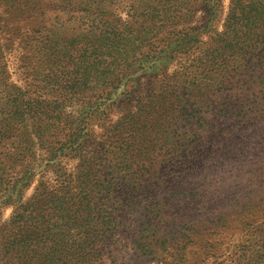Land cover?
I'll return each mask as SVG.
<instances>
[{
  "label": "rangeland",
  "instance_id": "1",
  "mask_svg": "<svg viewBox=\"0 0 264 264\" xmlns=\"http://www.w3.org/2000/svg\"><path fill=\"white\" fill-rule=\"evenodd\" d=\"M40 1L57 12L54 24L45 22L41 26L25 17H14L7 10L8 0H0V140L6 146L1 148L0 144V227L9 220L16 203L30 197L40 181L53 184L56 174H79L83 168L77 156L62 150L51 155L40 152L44 160L34 165L28 156L23 157L26 147L14 148L7 139L16 131L11 122V109L19 96L16 90L22 88L20 81L28 83L23 80L21 47L39 35H58L67 39L61 47H70L71 63L78 65L77 72L89 91L80 96L84 98L78 106L66 109L74 131L70 141L81 145L80 153L90 156L97 150L105 151L109 142L127 136L128 128L139 127L135 124L142 117L138 101L145 97L151 111H156L159 104L166 111L154 115L157 121L144 143L146 150L133 151L127 162L120 157L105 165L104 175L117 185L113 196L116 204L109 194L101 207L105 213L113 208L116 218V233L109 243L113 262L108 259L107 264H177L170 254L173 250L167 247L164 252L162 246L168 238L177 239L183 232H173L169 237L156 232L152 236L144 229L145 218L157 209V197L141 187L147 183L164 187L161 197L173 206L170 214L183 212L181 200L190 187L185 174L177 172V160L165 162L175 158V152L189 142L204 154L202 157L215 158L206 189L210 191L215 183L217 197L202 216L210 218L207 229L214 233L210 239L215 253L231 250L243 234L241 227H236L239 214L253 219L255 226L264 230V39L242 44L229 37L224 47L219 43L217 35L223 30L231 0H207L206 8L197 0H189L187 5L177 0L187 13L165 20L158 26L157 36L153 40L148 36L150 42L142 44V38L136 40L127 30L124 35L116 34L113 25L109 35H98L89 22L79 19L86 15L83 2L94 11L99 0ZM130 5L131 1L120 0L100 6L118 13L127 27L131 25L127 14ZM174 109L179 111L176 119ZM251 109L252 114L240 118L243 111ZM58 130L59 139L67 134L64 128ZM14 161L18 175L10 177L6 186L1 177L8 175ZM195 165L189 169H197ZM29 169L32 177L24 174ZM129 184L133 190L124 189ZM138 239L150 244L157 254H147L145 246L141 252L135 251ZM221 258H210L205 264H216Z\"/></svg>",
  "mask_w": 264,
  "mask_h": 264
},
{
  "label": "trees",
  "instance_id": "2",
  "mask_svg": "<svg viewBox=\"0 0 264 264\" xmlns=\"http://www.w3.org/2000/svg\"><path fill=\"white\" fill-rule=\"evenodd\" d=\"M129 1L131 5L127 14L131 25L127 27L126 21H122L118 13L104 10L105 6L119 3L120 0H99L95 3L94 11L82 5L85 4L83 2L81 7L85 8L83 12L86 15H80L79 19L89 22L93 32L98 35H109L112 27L116 26V34L124 35L127 30V34L135 35L136 40L142 38V44L150 42L148 36L151 40L157 36L158 26L165 20L170 21L174 16L180 18L187 13L181 5L176 4L177 0ZM206 1L197 0L204 8L209 5V1ZM184 2L187 5L190 1L183 0L182 5ZM7 10L13 13L14 17H25L39 22L41 26L45 22L54 24L58 18L57 12L40 0H8ZM70 19L71 17L67 20ZM141 26L143 29L139 28ZM147 26L149 29L146 30ZM162 34L164 32L160 33ZM217 37L223 47L229 37H233L235 43L242 44L264 39V0H231L223 30ZM65 40L67 39L58 35L52 38L39 35V38L34 37L21 47L20 61L25 69L23 80H28V83L26 85L20 81L22 88L16 90L19 94L17 104L11 109L14 116L11 122L16 131L11 132L7 139L14 148L26 147L27 153L23 157L28 156L33 164L37 161L42 163L44 159L39 154L42 151L51 155L62 150L72 153L73 157L77 156L83 168L81 167L79 174L66 171L56 174L53 184L40 181L33 188L30 197L16 203L11 217L0 227V264H15L19 260L22 264H107L108 259H112L109 243L116 233V218L112 215L113 208L105 213L101 207L109 194L116 204L113 196L117 185L112 178L104 175L105 165L110 164L112 159L117 161L120 157L127 162L133 151L146 150L144 143L157 121L154 115L157 117L166 113L162 104H159L156 111H151L152 106L147 103L148 97H145L138 101L137 109L142 117L135 124H139V127L128 128L129 134L121 136L114 143L109 142L105 151L97 150V153L90 156L80 153L81 145L77 146L70 141L74 131L70 129V123L67 121L66 109L72 105L78 106L77 102L84 98L80 96L88 95L89 91L77 72V64L71 63L70 47H61ZM26 86L31 90L26 89ZM178 112L174 109L175 119ZM250 114L252 109L243 111L240 118ZM63 128L67 134L59 139L57 129L61 131ZM2 143L0 140L1 148H5ZM190 143L184 144L182 149L176 151L175 158L165 162L177 160V168L180 171L177 172L185 174L190 188L181 200L184 211L175 216L170 214L173 206L162 201L161 197L164 187L148 183L141 185L143 191L154 193L157 197V209L145 218L144 229L152 236L161 232L167 237L182 230L183 233L177 239L168 238L169 246L167 242L163 243L165 247L162 246L164 252L167 247L173 250L170 254L175 256L177 264H205L210 258L223 256L216 264H264L263 227L257 228L253 219L247 220L241 214L238 216L236 227H241L243 234L231 250L226 249V252L223 251L219 255L218 252L215 253L210 239L214 233L210 234V229H207L210 228L207 227L210 218H202L203 210L208 204L213 205L217 197L215 183L210 191L206 189L207 182L211 181L209 169L213 168L215 158H208L207 155L202 157L204 154L197 151L198 148L195 150L189 146ZM7 160H10L9 157ZM16 162L11 163L8 175L1 177L6 186H9L7 182L10 177L18 175L15 172ZM193 164H197L194 166L197 169H189ZM24 174L32 177L30 169ZM124 189L133 190L130 184L125 185ZM1 204L3 202L0 201ZM216 219L221 220L220 217ZM205 228L207 230L203 231ZM141 240H135V251L141 252L140 248L145 246L147 254H157L156 249L153 250L150 244L144 245Z\"/></svg>",
  "mask_w": 264,
  "mask_h": 264
}]
</instances>
